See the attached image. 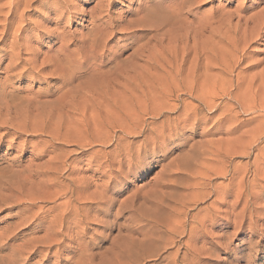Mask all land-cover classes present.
<instances>
[{
	"label": "rangeland",
	"instance_id": "obj_1",
	"mask_svg": "<svg viewBox=\"0 0 264 264\" xmlns=\"http://www.w3.org/2000/svg\"><path fill=\"white\" fill-rule=\"evenodd\" d=\"M70 2L87 14L92 12V18L68 13L59 17L52 0H28L26 9L19 5L7 16L10 0H0V168L15 162L14 168H28L30 174L27 197L35 199V207L24 215L30 221L23 227L27 233L23 240L44 239V228L59 217L62 225L53 228V237L62 243L74 239L70 251L60 248L54 255L55 247L26 264H264V23L260 36L243 52L209 55L214 45L223 46L221 36L228 30L238 40L237 50L243 48L244 21L264 13V0ZM143 6L151 12H167L161 29L136 27L159 18L148 20L137 13ZM174 8L178 11L173 13ZM106 13L118 27L111 31L113 42L102 50L110 49L99 51L89 66L82 53L89 51L96 18ZM19 27L26 29L17 44L29 49L15 60L11 42ZM48 29L69 36L64 47L73 57L69 63L64 60L62 68L72 73L62 78L54 65H40L44 56L59 52L60 44L50 40ZM145 46L143 55H133ZM37 51L40 56L32 69L25 61ZM60 53L58 59L67 58ZM181 58L184 66L176 83L167 73ZM206 64L217 70L210 73ZM112 70L118 73L112 75ZM211 74H216L212 81ZM188 75L193 81H187ZM199 89L204 96L208 90L216 92L215 109L207 111ZM192 110L197 115L187 118ZM158 111L162 116L152 115ZM46 142L53 148L36 157ZM104 161L124 166L114 182L118 166L99 171ZM98 172H104L105 178ZM73 190L70 198L67 192ZM13 214L14 210L0 214V230L19 222ZM33 215L42 217V229L32 223Z\"/></svg>",
	"mask_w": 264,
	"mask_h": 264
},
{
	"label": "bare ground",
	"instance_id": "obj_2",
	"mask_svg": "<svg viewBox=\"0 0 264 264\" xmlns=\"http://www.w3.org/2000/svg\"><path fill=\"white\" fill-rule=\"evenodd\" d=\"M32 1V0H31ZM99 1H101V0H99ZM108 1H110V0H108ZM72 2H73V0H72ZM98 2V1H97ZM71 2H70V0H52V4L55 6L54 7V11L58 14V16L59 17H63L64 15H66L67 13L68 14H71V15H74V14H76V15H86V16H89V14H90V17L91 16H93V14H92V12H89V14H87L86 12H84V11H82V10H80L79 8H77L75 5L73 6L72 5V3L70 4ZM107 3V2H106ZM111 3V2H110ZM160 3V2H159ZM19 5H22V6H24V8H25V6L27 5V6H29V3H28V0L25 2V4H22V0H10V3H9V9H8V13H7V11H6V14H7V16L8 15H12L13 13H14V11H15V9L19 6ZM105 5V4H104ZM108 5V4H107ZM182 6H183V4H181ZM106 6V5H105ZM155 6V5H154ZM177 6V8H179V9H181V7H180V5L179 4H177L176 5ZM176 6H175V8H176ZM96 7V6H95ZM101 7H102V5H101ZM107 7V6H106ZM171 5H170V9H171ZM28 8V7H27ZM94 7H92V9H93ZM150 8V7H149ZM148 7H146V6H143V7H141V8H138V11H137V13H144V16H146L147 18H148V20L150 19V18H154V17H159V18H155V19H153V21L154 22H150V21H147V22H149V24H147L146 23V21H143L142 23H139V24H137L136 25V27H147V26H149V27H151V28H153V29H161V27L163 26L162 24H165L164 23V21L166 20L165 19V15L167 14V12L166 13H163V12H151V10L149 9ZM173 9V13H174V10H177L178 11V9ZM26 9V8H25ZM71 10V12H68L67 10ZM170 9L168 10V11H170ZM99 10V9H98ZM108 10V9H107ZM28 11V10H27ZM90 11V10H89ZM94 11V10H93ZM166 11V10H165ZM164 11V12H165ZM171 11H172V9H171ZM22 12V11H21ZM20 12V13H21ZM94 12H96V10L94 11ZM99 12H103L102 10L100 11L99 10ZM178 13V12H177ZM99 14V13H98ZM105 14V13H104ZM100 15V17L99 18H96V22H98V25L95 27L94 25H96V24H94L93 25V27H95V28H93L92 29V31H91V33H90V44L88 43V45H87V47H86V49H88L89 48V51L87 52V50H86V55L84 54V50L83 49H81V50H83L84 52L82 53L83 55H84V59H85V62H88L89 63V61H90V59H96L97 57H98V55H99V51H101L102 49H104V48H106L107 47V44L108 43H111V42H113V39H110V37L112 36V30L114 31V29H116L117 27H118V25H117V23H115L114 21H111L110 19L111 18H109V17H111V16H109V14L108 13H106V15ZM169 14V13H168ZM260 15H256V16H254V17H250V18H248L247 20H246V18H245V20L246 21H244L245 23H244V26H245V30H243L244 31V34H243V41H245L244 42V47L243 48H240V50H237V45H238V43H237V41L238 40H236V39H234V36L232 37L231 35H233V33L231 34L230 33V31L228 30V32L230 33V35H228L227 33L225 34V31H224V33H222V42H223V46H220V47H218V45L219 44H216V45H214L213 47H211V50L209 51L210 52V54L209 55H212V53H214V55H216V53H217V51H220V54L221 55H233L236 51H238V52H243V50H245V48H247V47H249L250 45H249V43H251V41H253L254 39H257L260 35V32L262 33V31H260L259 32V30L261 29V26H263V23H264V13H259ZM22 15V14H21ZM20 15V16H21ZM46 15V14H45ZM45 15H43V16H45ZM96 15V14H95ZM94 15V16H95ZM18 16H19V14H18ZM23 16V15H22ZM42 16V17H43ZM85 16V17H86ZM73 17V16H72ZM6 18V17H5ZM92 18V17H91ZM95 18V17H94ZM24 19H26V18H24ZM46 19L48 20V18H47V16H46ZM6 20V19H5ZM91 20V19H90ZM94 20V19H93ZM114 20H116V19H114ZM146 20V19H145ZM257 20V21H256ZM31 21V20H30ZM41 21V20H40ZM92 21V20H91ZM95 21V20H94ZM93 21V22H94ZM117 21V20H116ZM171 21V20H170ZM6 22V21H5ZM33 23H36L35 21H32ZM73 22V21H72ZM141 22V21H140ZM21 23V22H20ZM42 23H44V22H42ZM254 24V26L250 29L249 27V24ZM37 24H40L39 22H37ZM37 24H36V27H37ZM22 25V24H21ZM24 25V24H23ZM22 25V26H23ZM41 25V24H40ZM43 25V24H42ZM90 25H91V23H90ZM237 25H239V22H237ZM16 26H18V24H16ZM44 26V25H43ZM35 27V26H34ZM5 28V27H4ZM40 28V27H39ZM38 28V31L41 29V28H43L42 26H41V28L39 29ZM91 28V27H90ZM224 28V27H223ZM15 29V28H14ZM17 29V32H15V31H13V33L15 32V33H17L16 34V36H14V38H13V41L11 42V48H12V53H10V55H13V58L16 60V59H19L20 60V52L21 51H25V50H27L28 51V46H25V45H23V46H19L17 43H18V40L19 41H21L20 39L22 38L21 36H22V33L25 31V29L26 28H23V27H19V28H16ZM44 29H45V27H44ZM119 29H120V27H119ZM118 29V30H119ZM247 29H250V31H248L247 32ZM51 30V29H50ZM54 30V29H53ZM117 30V31H118ZM263 30V29H262ZM57 31V29L56 30H54L53 32L52 31H50L49 32V29H48V34L49 35H51V37H50V40H52L53 38H55V40L60 44L59 45V48H58V50L57 51H59V52H57L56 53V51L54 52V53H52L50 56H47V58L44 56V58L42 59V61H41V63H40V65H43V64H45V63H48V64H50V65H54V67L56 68L55 69V71L58 73V76H65L66 74H67V72L70 70L71 71V69H67V67H65V68H62L63 67V64H65L66 62L65 61H69L70 60V58L71 57H73L72 55H71V57H70V53H69V51L67 52L66 51V49H65V47L64 46H66V42H67V40H68V38H69V36H66V33L67 32H65V33H63L62 31V33H57L56 32ZM127 31H128V29H127ZM226 31H227V29H226ZM59 32V31H58ZM90 32V31H89ZM88 32V33H89ZM135 32H137V31H135ZM38 33V32H37ZM41 33V32H40ZM115 33V32H114ZM119 33H120V30H119ZM132 33V32H131ZM45 34H47V33H45ZM69 34V33H68ZM126 34V33H125ZM44 35V34H43ZM115 36L117 35V34H114ZM138 35V34H137ZM228 35V36H227ZM38 36V35H37ZM85 36V35H84ZM39 38V37H38ZM49 38V37H48ZM74 38V37H73ZM213 38V37H212ZM81 39V38H80ZM218 39V38H217ZM216 39V40H217ZM26 40H28V39H26ZM79 40V39H78ZM214 40V39H213ZM220 40V39H219ZM29 41V40H28ZM76 41V40H75ZM74 41V42H75ZM79 41H81V40H79ZM87 41H89V40H87ZM243 41H242V44H243ZM71 42V41H70ZM74 42H71V45H74ZM77 42V41H76ZM75 42V43H76ZM221 42V41H220ZM0 43H3V39L2 40H0ZM27 43V42H26ZM30 43V42H29ZM43 43V42H42ZM68 43V42H67ZM25 44V43H24ZM82 44H83V42H82ZM221 44V43H220ZM252 44H254V42L252 43ZM28 45H30V44H28ZM46 45V44H45ZM74 47V46H73ZM229 47V48H228ZM80 48H83L82 46L80 47ZM85 48V47H84ZM33 49V48H32ZM74 49V48H73ZM108 49H110V47L108 48ZM108 49H105V50H108ZM135 49V48H134ZM146 49V46L145 47H140V48H138L134 53H133V55H137V56H140V55H143V53H144V50ZM34 50H36V49H34ZM105 50H102V51H105ZM248 50V49H247ZM72 51V50H71ZM76 51V50H75ZM115 51V50H114ZM38 52L39 51H37V53L36 52H33L32 54H30L29 52V54H30V56H31V58L29 59V60H27V61H25V62H27L28 63V65L33 69H35V64L36 63H38L37 61H38V56H40L39 54H38ZM60 52H65L64 53V55H67V58L65 57V59H58V55H62ZM73 52V51H72ZM79 52V51H78ZM77 52V53H78ZM108 52V51H107ZM23 53V52H22ZM81 53V52H80ZM97 53V54H96ZM106 53V52H105ZM115 53H116V51H115ZM28 54V55H29ZM218 54H219V52H218ZM217 54V55H218ZM49 55V54H48ZM236 55V54H235ZM241 55V54H240ZM243 55V54H242ZM75 57V56H74ZM107 57H109V55L107 56ZM65 60V61H64ZM97 60V59H96ZM11 61V60H10ZM73 61V60H72ZM95 61V60H94ZM179 60H177V62H178ZM12 62V61H11ZM108 62V61H107ZM167 62H169V61H167ZM13 63V62H12ZM18 63V62H17ZM16 63V65H15V67L16 66H18L19 64H17ZM22 62H20V64H21ZM26 63V64H27ZM69 63V62H68ZM84 63V62H83ZM95 63V62H94ZM171 63V62H170ZM170 63L168 64V65H170ZM92 64V63H91ZM102 64V63H101ZM11 65V64H10ZM14 65V64H13ZM68 65V64H67ZM88 65V64H87ZM173 65V64H172ZM71 66V65H70ZM89 66H90V63H89ZM181 66H184V58H181L180 59V63H177L176 64V66H175V68L174 67H171V68H169L168 69V73H167V75H170V76H172L171 77V79L170 80H172V81H178V75H180V74H182L181 73V71H179V70H182V68H181ZM231 66V65H230ZM96 67V66H95ZM113 67V66H112ZM214 66H212L211 64H206V69H208L209 70V72L210 73H212L211 71H214V70H217V68H213ZM228 67V66H227ZM76 68V67H75ZM79 68V67H78ZM121 68H123V67H121ZM121 68H119L120 70H122ZM232 68V67H231ZM95 69V68H94ZM118 69V71H120ZM190 69V68H189ZM192 69H195V68H192ZM230 69V68H229ZM75 70H77V69H75ZM80 70V69H79ZM224 70V69H223ZM27 71V70H26ZM25 71V72H26ZM53 71H54V68H53ZM54 71V72H55ZM69 71V72H70ZM96 71H97V68H96ZM108 71V70H107ZM107 71H105V72H107ZM207 71V70H206ZM205 72V71H204ZM35 73V72H34ZM37 73V72H36ZM56 73V74H57ZM70 73H72V72H70ZM110 73H112V75H114L115 73H118L117 71L115 72V70H112ZM188 73V72H187ZM55 73L53 74V75H56ZM91 74V73H90ZM93 74H95V73H93ZM21 75V74H20ZM117 75V74H116ZM216 75V74H215ZM215 75H213V74H211L210 75V78L208 79V80H213V79H215ZM181 76V75H180ZM190 76H192V75H188L187 76V81L188 82H191V81H193L192 80V78L190 77ZM61 77V78H62ZM202 77V76H201ZM205 77V76H204ZM203 78V77H202ZM206 78V77H205ZM67 79V78H66ZM204 79V78H203ZM74 80V79H73ZM184 80H186V79H184ZM198 80V79H197ZM172 81H171V83H172ZM202 81V80H201ZM207 81V80H206ZM210 81V82H211ZM113 82H115V81H113ZM196 82V81H195ZM205 82V81H204ZM109 83H111V82H109ZM170 83V84H171ZM177 83V82H176ZM184 83V82H183ZM198 83V82H197ZM112 84V83H111ZM179 84V83H178ZM187 84V83H186ZM189 84V83H188ZM199 84H200V82H199ZM199 84H198V86H199ZM202 84V83H201ZM166 85V84H165ZM168 85V84H167ZM173 85H175V84H173ZM180 85V84H179ZM194 85V84H193ZM202 85H204V84H202ZM181 86V85H180ZM201 86V85H200ZM170 87H171V85H170ZM177 87V86H176ZM175 87V88H176ZM186 87H188V86H186ZM185 87V88H186ZM190 87V86H189ZM208 87V86H207ZM211 87V89L213 88V86H210ZM169 88V87H168ZM181 88V87H180ZM163 89V88H162ZM165 89H167V88H165ZM172 89V87L169 89V90H171ZM169 90H168V92H169ZM173 90H174V88H173ZM177 90H178V88H177ZM177 90H176V93H177ZM183 90H184V88H183ZM189 90V89H188ZM191 90V89H190ZM189 90V91H190ZM193 90V89H192ZM200 90V89H199ZM164 91V90H163ZM167 91V90H166ZM165 91V92H166ZM181 91V90H180ZM194 91V90H193ZM198 91V90H197ZM201 91V90H200ZM199 91V92H200ZM187 92V91H186ZM203 91H201V93H202ZM225 92H226V90H225ZM194 93V92H193ZM200 93V94H201ZM216 93V92H215ZM215 93H214V90H208V91H206V94H205V96H204V93H202L201 94V97L202 96H204V99H202L203 100V102H201L202 104H204V106H205V108L207 109V111L208 110H213V109H215L216 108V106L214 105L215 103H214V99H217V98H215ZM217 93H219V92H217ZM221 93H223V92H221ZM162 95H165V93L163 94V93H161ZM172 93H170V95H171ZM181 94V93H180ZM187 94V93H186ZM189 94H191V93H189ZM189 94H187V96L189 95ZM192 95V94H191ZM167 96H168V94H167ZM193 96H195V95H193ZM192 96V97H193ZM198 96H200V95H198ZM162 97V96H161ZM164 97V96H163ZM169 97V96H168ZM189 97H191V96H189ZM197 97V96H196ZM201 97H200V100H201ZM198 98V97H197ZM203 98V97H202ZM3 99V98H2ZM164 99V98H163ZM196 99V98H195ZM5 100V99H4ZM157 100V99H156ZM201 100V101H202ZM2 101V100H1ZM196 101H198V100H196ZM162 102V101H161ZM174 102V101H173ZM199 102V101H198ZM160 103V102H159ZM184 103V102H183ZM161 104V103H160ZM166 104V103H165ZM217 104V103H216ZM222 104H224V103H222ZM222 104H220V105H222ZM227 104V103H226ZM163 105V104H162ZM185 105V104H184ZM218 105V104H217ZM225 105V104H224ZM229 105V104H228ZM227 105V106H228ZM167 106V105H166ZM166 106H165V108H166ZM190 106V105H189ZM164 107V106H163ZM168 107H169V105H168ZM198 107V106H197ZM224 107V106H223ZM226 107V106H225ZM158 109H160V107L158 108ZM157 109V110H158ZM167 109V108H166ZM169 109V108H168ZM176 109V107H174V109L173 110H175ZM184 110H185V107L183 108ZM187 109V108H186ZM193 109V108H192ZM195 109V108H194ZM198 109V108H197ZM220 109H222V108H220ZM170 110H171V108H170ZM190 110V109H189ZM200 110V109H199ZM205 110V109H204ZM161 111H162V109H161ZM161 111H158V112H156V113H152V115H156L157 117H160V116H162V113L163 112H161ZM191 111V110H190ZM202 111V110H201ZM216 111V110H215ZM143 112V111H142ZM186 114H187V111H186ZM185 114V115H186ZM206 114V113H205ZM149 115V114H148ZM184 115V116H185ZM193 115H197L196 114V110H192V112L189 114V115H186L187 116V118H189L190 116L192 117ZM203 115V114H202ZM127 116V115H126ZM128 116H130V115H128ZM132 116V115H131ZM155 116V117H156ZM194 117V116H193ZM125 118V117H124ZM185 118V117H184ZM228 118V117H227ZM123 120V119H122ZM126 120V119H125ZM133 120H134V118H133ZM137 120V119H136ZM135 120V122H137ZM121 121V120H120ZM134 122V121H133ZM124 123H125V121H124ZM141 123V122H140ZM161 123H162V121H161ZM95 124H96V122H95ZM112 124V123H111ZM138 124V123H137ZM150 124V123H149ZM123 125V124H122ZM151 125H152V123H151ZM140 127L142 126V125H139ZM147 127V126H146ZM162 127V126H161ZM143 128V127H142ZM125 129V128H124ZM129 129V128H128ZM136 129V128H135ZM138 129V128H137ZM146 129V128H145ZM151 129V128H150ZM123 130V129H122ZM132 131V130H131ZM134 131V130H133ZM154 131V130H153ZM152 130H151V132H153ZM158 131V130H157ZM170 131V130H169ZM177 131V130H176ZM143 132V131H142ZM141 132V133H142ZM163 132V131H162ZM134 133V132H133ZM137 133V132H136ZM140 133V134H141ZM161 133V132H160ZM138 134H139V132H138ZM165 134V133H164ZM170 134H172V132L170 133ZM41 135V134H40ZM130 135H133V134H130ZM157 135H159L160 136V134L158 133ZM166 135V134H165ZM174 135V134H173ZM168 136H170V135H168ZM175 136V135H174ZM112 137V136H111ZM158 137V136H157ZM167 137V136H166ZM2 138V137H1ZM169 138V137H168ZM172 138V137H171ZM167 139V138H166ZM166 139H165V141H166ZM170 139V138H169ZM111 140V139H110ZM148 140V139H147ZM161 140V139H160ZM172 140V139H171ZM39 141H42V140H39ZM38 141V142H39ZM44 141V140H43ZM105 141V140H104ZM108 141V140H107ZM157 141H159V140H157ZM29 142V143H28ZM37 142V143H38ZM102 142V141H101ZM23 143H27V144H30V141H24ZM23 143H22V145H23ZM36 143V142H35ZM45 143V142H44ZM47 143V142H46ZM108 143V145L110 144V141L109 142H104L103 144H107ZM158 143V142H157ZM171 143V142H170ZM34 144V143H33ZM163 144V143H162ZM88 145V144H87ZM102 145V144H101ZM129 145V144H128ZM159 145V144H158ZM158 145H157V147H158ZM166 145V144H165ZM35 146H36V144H35ZM140 147V146H139ZM160 147V146H159ZM163 147V146H162ZM37 148V147H36ZM49 148L50 149H52L53 147H51V146H48V143H47V145H45V146H43L42 148H41V150L40 151H38V154L39 155H35L36 157L37 156H43V154H46V153H49ZM159 149H162V148H159ZM165 149V148H164ZM82 150V149H81ZM34 151V150H33ZM32 151V152H33ZM83 151H85V150H83ZM138 151V150H137ZM163 151V150H162ZM161 151V152H162ZM165 151V150H164ZM81 152V151H80ZM98 152V151H97ZM139 152H141V151H139ZM35 153V152H34ZM154 153V152H153ZM186 154V153H185ZM31 155V154H30ZM100 155V154H99ZM132 155V154H131ZM153 155V154H152ZM35 156H34V154H32V156H31V159H32V161L33 160H35ZM51 156V155H50ZM104 156H105V154H104ZM30 157V156H29ZM52 157H55V156H52ZM108 157V156H107ZM131 158V157H130ZM184 158V157H183ZM51 159V158H50ZM107 159V158H106ZM141 159V158H140ZM190 159V158H189ZM42 160V159H41ZM57 160V159H56ZM139 160V159H138ZM183 160V159H182ZM39 161V160H38ZM90 161V160H89ZM106 161V160H105ZM104 161V162H105ZM119 161V160H118ZM19 162H20V160H19ZM31 162V161H30ZM139 162V161H138ZM34 163V162H33ZM46 163H49V162H46ZM54 163V162H53ZM134 163V162H133ZM14 164H15V162H13L12 164H9L8 166H6V167H3V168H0V214L1 213H3L4 211H9V212H11V210H14V217L16 218V219H19V222L17 223V224H15V225H13V226H11V225H7L6 227H4L3 229H1L0 230V264H16V263H18L19 261H21V262H23L24 264H26V263H28V262H30L31 260H33V259H35V258H37V257H39V256H41L42 255V253L43 252H47V253H50V251L51 250H53V249H55V247L57 248V249H55L54 251V255H55V253L60 249V248H62V249H65L66 251H67V249H68V245H70V244H72L73 242H74V239H72V237H66L67 238V240H63V243L62 242H59L56 238H54L53 237V234H55V231H54V229L53 228H56V227H58V225H62V218L61 217H59V219L58 218H56V215H55V220H53V219H51V220H53L52 222H50V226H46V228H44L45 229V237H44V239H40L39 241H34V242H32V240L31 241H29V242H26L27 240H23L24 238H25V236H26V231H25V228L23 229V227H27V225H28V223H29V221H30V219H28V218H26V217H24V215L26 214V212H28L30 209H32V208H34L35 207V205L33 204V202L35 201V199L34 198H32V197H27V195L29 194V192H30V189H28L27 190V187H26V182L27 181H30V180H28V177H29V175L30 174H28V173H26V170L28 169V168H26L24 171L23 170H21L22 169V167H21V169H19V170H17L16 168H14L13 166H14ZM32 164V163H31ZM35 164H37V163H35ZM44 165H45V163H43ZM101 164H103V162L101 163ZM174 164V163H173ZM29 165V163L27 164V166ZM51 165V164H50ZM105 166H100V168H99V171L101 170V169H103L104 167H108L109 169H113L114 168V166L116 165V166H118V168H116L117 170L115 171V174H114V177H112V182H114V180H115V178H117L119 175H121L120 174V170L121 169H123L124 168V166H123V164H121V163H119V162H115V161H113L112 163L111 162H105V164H104ZM185 165V164H184ZM183 165V166H184ZM172 166V165H171ZM18 167V166H17ZM25 167V166H24ZM131 167V166H130ZM166 167V166H165ZM178 168H179V166H177ZM20 168V167H19ZM34 168V167H33ZM32 168V169H33ZM52 168V167H51ZM29 169H31V168H29ZM35 169V168H34ZM55 169V168H54ZM60 169V168H59ZM181 169V168H180ZM111 170H109L108 172H110ZM132 171H133V169H132ZM132 171H131V173H132ZM170 171V170H169ZM29 172V171H28ZM54 172V171H53ZM105 172H107V171H105ZM179 172V171H178ZM32 173V172H31ZM38 173H39V170H38ZM43 173V172H42ZM46 173V172H45ZM110 173H112V172H110ZM130 173V174H131ZM37 174V173H36ZM44 174V173H43ZM57 174V173H56ZM58 174H60V172L58 173ZM57 174V175H58ZM98 174L100 175V177H104L105 178V173L104 172H98ZM178 174V173H177ZM31 175H34V173H32ZM50 175H52V174H50ZM55 175V174H54ZM56 175V176H57ZM96 175V174H95ZM94 175V176H95ZM179 175V174H178ZM217 175V174H216ZM110 176V175H109ZM259 176H261V175H259ZM35 177V176H34ZM37 177H39L38 175H37ZM46 177V176H45ZM50 176H48V177H46L47 179L49 178ZM61 177V176H60ZM85 177V176H84ZM125 177V176H124ZM127 177V176H126ZM257 177V176H256ZM45 178V179H46ZM31 179V178H30ZM40 179V178H39ZM42 179H44V178H42ZM52 179V178H51ZM80 179V178H79ZM82 179V178H81ZM84 179V178H83ZM110 179V178H109ZM32 180V179H31ZM74 180V179H73ZM90 180V179H89ZM93 180V179H92ZM34 181V180H33ZM48 181V180H47ZM79 181V180H78ZM81 181V180H80ZM253 181H255V180H253ZM42 182V181H41ZM51 182V181H50ZM57 182V181H56ZM73 181L71 180V183H72ZM75 182H76V180H75ZM86 182H88V181H86ZM86 182H84V183H86ZM34 183V182H33ZM54 183H55V181H54ZM78 183V182H77ZM42 184V183H41ZM82 184V183H81ZM105 184V183H104ZM106 184H108V183H106ZM105 184V185H106ZM44 185V184H43ZM52 185V184H51ZM68 185V184H67ZM74 185V184H73ZM77 185V184H76ZM105 185H103V186H105ZM42 186V185H41ZM44 186H46V183H45V185ZM47 186H49V185H47ZM46 186V187H47ZM69 186V185H68ZM75 186V185H74ZM85 186H86V184H85ZM89 186V185H88ZM107 186V185H106ZM109 186H110V181H109ZM116 186V185H115ZM43 187V186H42ZM46 187H44V188H46ZM63 187H66V186H63ZM43 188V189H44ZM77 188V187H76ZM75 188V189H76ZM79 188H81V187H79ZM83 188V187H82ZM81 188V189H82ZM106 188V187H105ZM51 189V188H50ZM46 190H48V188L46 189ZM52 190V189H51ZM66 190H67V188H66ZM38 191V190H37ZM50 191V190H49ZM55 191V190H54ZM54 191H52V192H54ZM59 191V190H58ZM103 191H105V190H103ZM41 192V191H40ZM65 192V191H64ZM46 193H49V192H46ZM57 193V192H56ZM85 193V192H84ZM42 194V193H41ZM67 194H69L70 195V198H72L73 197V195H74V190H73V192L72 191H69V192H67ZM91 194V193H90ZM48 195V194H47ZM67 196V195H66ZM83 196H84V194H83ZM101 196V195H100ZM34 197V196H33ZM80 197V196H79ZM78 197V198H79ZM48 198V197H47ZM56 198V197H55ZM66 198V197H65ZM64 198V199H65ZM84 198V197H83ZM109 198V197H108ZM53 199V198H52ZM60 199H62V198H60ZM63 199V200H64ZM80 199H81V197H80ZM79 199V200H80ZM85 199V198H84ZM100 199H102V197H100L99 198V200ZM59 200V199H58ZM92 200H95V198H93ZM111 200V199H110ZM82 201V200H81ZM84 201V200H83ZM38 202H40V201H38ZM77 202H78V200H77ZM92 202V201H91ZM44 203V202H43ZM79 203V202H78ZM109 203V202H108ZM54 204V203H53ZM102 204H104V202L102 203ZM56 205V204H55ZM63 205V204H62ZM70 205V204H69ZM74 205V204H73ZM195 205V204H194ZM43 206L44 205H42V209H43ZM57 206V205H56ZM61 206V205H60ZM50 206H48V208H49ZM52 207V206H51ZM63 207V206H62ZM61 208V207H60ZM77 208V207H76ZM174 208V207H173ZM172 208V209H173ZM38 209V208H37ZM73 209H74V207H73ZM67 210V209H66ZM76 210V209H75ZM38 211V210H37ZM60 211H62V209L60 210ZM46 212V211H45ZM64 212V211H63ZM36 213V212H35ZM42 213V212H41ZM40 213V214H41ZM59 213V212H58ZM57 213V214H58ZM66 213H68V211L66 212ZM177 213V212H176ZM33 214V213H32ZM65 214V213H64ZM182 214H184V213H182ZM59 215V214H58ZM65 216V215H64ZM24 217V218H23ZM185 218H186V216H184ZM41 218L42 217H40V216H34L33 215V217L31 218L34 222H32V223H35L36 224V226L40 229L41 228V224H42V221H41ZM82 221V220H81ZM179 221V220H178ZM49 222V221H48ZM196 222H198V221H196ZM199 223V222H198ZM84 224H86L85 222H84ZM196 224V223H195ZM31 225V224H30ZM33 225V224H32ZM65 226V225H64ZM181 226H184V224L183 225H181ZM196 226V225H195ZM42 229V228H41ZM82 229V228H81ZM181 230H182V228H180ZM194 229V228H193ZM196 230L197 229H199V228H195ZM201 229V228H200ZM17 230V232L15 233V231ZM34 230V229H33ZM174 230V229H173ZM176 230V229H175ZM180 230V231H181ZM78 231H79V229H78ZM83 231V230H82ZM81 231V232H82ZM39 232V231H38ZM61 232H62V230H61ZM77 232V231H76ZM81 232H79V233H81ZM193 232H195V231H193ZM200 232V231H199ZM68 233V232H67ZM67 233L65 234V235H67ZM72 233H74L73 231H72ZM148 233V232H147ZM176 233V232H175ZM172 235V234H171ZM181 235V234H180ZM57 236V235H56ZM68 236V235H67ZM70 236H71V234H70ZM121 236V235H120ZM146 236V235H145ZM190 236H192L191 234H190ZM65 237V236H64ZM38 238V237H37ZM190 238V237H189ZM29 239V238H28ZM31 239V238H30ZM153 240V239H152ZM167 240H170V239H167ZM187 240V239H186ZM191 240V239H190ZM20 241V243H18L17 244V242H19ZM167 242V241H166ZM186 242H190V241H186ZM152 243V242H151ZM169 243V242H168ZM190 244H191V242H190ZM146 245H148V244H146ZM187 244L185 243V246H186ZM189 245V244H188ZM188 245H187V247H188ZM148 246H150V245H148ZM190 246V245H189ZM72 247V246H71ZM70 247V248H71ZM194 247V246H193ZM192 247V245H191V247L190 248H192V249H194ZM70 248L68 249V251H70ZM185 249V248H184ZM63 251V250H62ZM74 251V250H73ZM72 251V252H73ZM130 251V250H129ZM186 251H187V249H186ZM191 251V250H190ZM193 251V250H192ZM191 251V252H192ZM139 252V251H138ZM189 251H187V253H188ZM83 253V252H82ZM90 253H92V252H90ZM99 253V252H98ZM44 254V253H43ZM48 255V254H47ZM75 255V254H74ZM169 255V254H168ZM43 256V255H42ZM80 256V255H79ZM78 257V256H77ZM168 257V256H167ZM167 257H165V259L167 258ZM79 259V258H78ZM168 259V258H167ZM75 261V260H74ZM74 261L72 262V263H74ZM91 261V260H90ZM41 262V261H40ZM77 263H78V261H77ZM84 264H86V263H84Z\"/></svg>",
	"mask_w": 264,
	"mask_h": 264
}]
</instances>
